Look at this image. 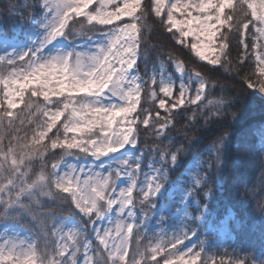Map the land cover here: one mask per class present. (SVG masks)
I'll use <instances>...</instances> for the list:
<instances>
[{"label":"snow or ice","instance_id":"1","mask_svg":"<svg viewBox=\"0 0 264 264\" xmlns=\"http://www.w3.org/2000/svg\"><path fill=\"white\" fill-rule=\"evenodd\" d=\"M3 15L0 264H247L200 229L226 183L264 171V126L257 146L240 95L203 69L264 101V0H18Z\"/></svg>","mask_w":264,"mask_h":264},{"label":"trees","instance_id":"2","mask_svg":"<svg viewBox=\"0 0 264 264\" xmlns=\"http://www.w3.org/2000/svg\"><path fill=\"white\" fill-rule=\"evenodd\" d=\"M17 2L18 0H0V20L4 19L3 13L5 11V5L8 3L15 4ZM152 19L154 17L149 20V23L152 22ZM153 29V33H146V36H148L150 42L155 43L158 39H163V37L160 36L159 29L156 25H153ZM167 35V33L164 34V36ZM231 38L235 42L236 37L232 36ZM177 47L180 46L178 45ZM235 55L234 50L233 58H235ZM181 58L186 59L184 56ZM205 63L193 57V62H187L186 67L189 69L194 67L196 70H202L201 65ZM148 67L151 69V63H149ZM248 67L249 65L246 64L245 69L247 70ZM140 68L141 74L143 75V61L140 62ZM212 68L213 66L206 65L203 69L204 74H211L213 79H218V85H222L227 93L233 96L235 94L240 95V103L237 106L241 109L242 119L237 127L242 129L243 132L250 134V139L256 142L258 146L259 138L257 129L260 128V123H264V109L261 107L264 101H261L258 93L253 95L251 94L252 90L245 91L239 78L221 73L212 74L209 72ZM168 69L175 74L171 65ZM220 95L222 93L218 86L208 98L212 99ZM206 102L204 101L203 103ZM142 104L146 108H154V105L150 102H145L143 99ZM161 114L163 115L162 111ZM170 134L176 136L175 131ZM150 143H154V141H150ZM260 203H264V171H261L257 162L256 164L245 166V173L238 192L233 189L232 184L226 183L224 191L212 202V211L209 214L212 221L218 222L221 217L232 209L234 215L242 220L244 224L243 228H236L234 223H229L233 236L229 237L226 245L221 247V254L226 250L230 256L234 255L246 258L247 264H260V261L264 259V242L261 241V232L264 231V219H262V214L259 210ZM206 226L207 222L200 229L201 233L205 231ZM212 251L215 252V247H213Z\"/></svg>","mask_w":264,"mask_h":264},{"label":"rangeland","instance_id":"3","mask_svg":"<svg viewBox=\"0 0 264 264\" xmlns=\"http://www.w3.org/2000/svg\"><path fill=\"white\" fill-rule=\"evenodd\" d=\"M172 69L175 73V68L174 66H172ZM169 71V69H168ZM170 73H172L171 71H169ZM173 74V73H172ZM176 74V73H175ZM175 74H173L175 76ZM259 128L257 129V133H258V138H259V135H260V132H259ZM191 211V209H190ZM231 212L232 214H234L233 210L230 209L221 219H219L218 222H214L212 221V219H210L209 215L207 217V226L205 228V232H208L211 234V238L215 240L216 242V245H220V246H225L226 243H227V239L229 237H232L233 236V232L231 231L230 227H229V223H230V220L228 218V213ZM205 222V223H206ZM148 228L149 230H155L156 229V221L155 220H150V222L148 223ZM203 235L201 236V239H203ZM195 242V238H192L191 241H185V245H188L190 243H194ZM180 247H183L180 246ZM215 247V246H214Z\"/></svg>","mask_w":264,"mask_h":264}]
</instances>
